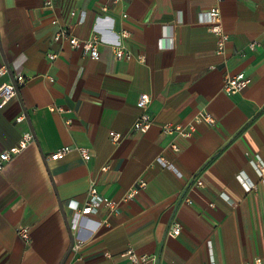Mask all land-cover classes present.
<instances>
[{
  "label": "crops",
  "instance_id": "0c3cea01",
  "mask_svg": "<svg viewBox=\"0 0 264 264\" xmlns=\"http://www.w3.org/2000/svg\"><path fill=\"white\" fill-rule=\"evenodd\" d=\"M46 2L0 0V85L25 78L0 106V151L26 130L34 135L0 171V264H60L71 242L65 216L75 235L71 204L84 203L92 181L119 211L101 207L85 220L86 236L93 219L104 222L64 264H127L129 247L154 264H264V184L254 163L264 161V0L219 3L224 52L203 22L216 0ZM60 25L81 39L96 33L99 56L55 42ZM116 46L131 57L117 58ZM238 72L247 84L227 94L224 78ZM141 93L150 95L146 132L133 127ZM169 123L194 130L163 132ZM64 145L91 157L52 158ZM139 180L145 186L124 199ZM175 223L181 231L171 236Z\"/></svg>",
  "mask_w": 264,
  "mask_h": 264
},
{
  "label": "built area",
  "instance_id": "2783aa9c",
  "mask_svg": "<svg viewBox=\"0 0 264 264\" xmlns=\"http://www.w3.org/2000/svg\"><path fill=\"white\" fill-rule=\"evenodd\" d=\"M217 3L204 12L203 22L207 23L210 30L217 34V46L218 52H224L226 43L229 40V34L225 31L223 24H222V14L219 3L222 0H216ZM46 4L48 6H52V0H47ZM74 14V12H72ZM84 18V12H82L81 20ZM128 32H123V36H127ZM53 40L55 42L63 44L67 42L70 47L77 48L80 47L84 53V55H88L94 58L99 56V37L96 33L92 34L89 38L81 39L74 35L68 27L60 25L58 30L54 33ZM256 41L250 42V48H254L256 46ZM114 52L117 58H130L131 53L124 49L123 46H116L114 48ZM58 56L57 52H49L48 57L51 60H54ZM5 72V68H0V74ZM52 79V78H51ZM248 78L244 72H238L235 74H228L224 78V85L223 90L227 94H234L239 92L246 84ZM25 78L21 75L17 76L14 82H5L0 85V106L7 103L11 98L16 95L17 86L24 84ZM150 100V95L148 93H141L138 99V105L141 108V111L135 120L133 127L135 130L140 132H146L151 126V118L147 112L146 106ZM61 110V108H58ZM24 119V115H20L17 117L18 121H22ZM200 119H204L208 122H214V119L206 114H201ZM194 130V126L190 125L189 127L181 126V125H174V124H165L162 127V131L165 133L177 132L184 136H190ZM110 135L113 141L119 142L121 139V134L116 131H110ZM34 140V135L31 130H26L23 132L20 140L7 148H4L0 151V171L3 169L5 164L9 162L16 154L21 152L25 149L29 143ZM173 147L177 149V146L173 144ZM77 150L84 159L88 160L91 157L90 150L85 146L80 145H64L57 148L53 154L52 158L56 159L59 158L66 153ZM159 161L165 165L170 166L169 162L162 156L159 157ZM255 167L261 176V180L264 184V161L259 160L255 161ZM108 168L107 165L103 166V169L106 170ZM198 185H203L204 182L202 180L197 181ZM145 186L144 180H139L138 184L134 186L125 196L124 199L133 196L137 193L141 187ZM188 203H191V199H187ZM76 223L74 224V228L76 230V234L74 235V242L72 246V251L78 252L82 244L88 239V237L92 236L103 224V220H96L93 219V229L89 232V236L84 235L83 224L85 220L91 219V217L97 214L98 210L103 207L109 213H117L119 211V202L116 200H112L103 196L99 190L97 189L95 181H92L87 192V197L83 204L79 202H73L72 204ZM28 228L26 226H21L17 228V233L24 238H28ZM181 231V224L175 223L171 229L169 230V235L175 236L179 234ZM104 255L111 257L112 254L109 251H105ZM122 255L126 258L127 264H154L155 263V256L151 254H139L134 248L129 247L127 248ZM242 264H251L250 262L246 261ZM255 264H263L261 260H257Z\"/></svg>",
  "mask_w": 264,
  "mask_h": 264
},
{
  "label": "water",
  "instance_id": "95a60500",
  "mask_svg": "<svg viewBox=\"0 0 264 264\" xmlns=\"http://www.w3.org/2000/svg\"><path fill=\"white\" fill-rule=\"evenodd\" d=\"M17 90H18V88H17ZM59 202H60V205H61V207H62V202L60 201V199H59ZM63 214H64V216H65L64 211H63ZM65 219H66V224H67V227H68V230H69V234H70L71 242H70V246H69V248L67 249V251L65 252V254H64V256H63V258H62L60 264H64V262H65L66 259L68 258L69 254H70V252H71V250H72V246H73V242H74V235H73V232H72V230H71V228H70V223H69V221L67 220L66 216H65Z\"/></svg>",
  "mask_w": 264,
  "mask_h": 264
}]
</instances>
